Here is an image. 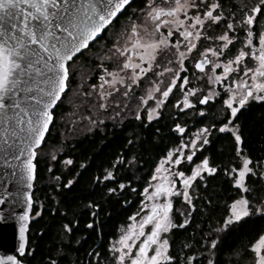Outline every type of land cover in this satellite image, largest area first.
Listing matches in <instances>:
<instances>
[{
	"label": "snow or ice",
	"instance_id": "obj_1",
	"mask_svg": "<svg viewBox=\"0 0 264 264\" xmlns=\"http://www.w3.org/2000/svg\"><path fill=\"white\" fill-rule=\"evenodd\" d=\"M132 3L133 0H0V155L4 166L13 170L9 178L14 179L18 185H24L28 189L33 187V160L37 155L36 149L42 145L51 130L55 108L63 102L64 94L72 83L74 72L70 66L77 56H83L84 52L95 45L104 33L111 30L109 35L104 37L105 41H110L115 34L117 41L123 38L127 46L121 48L117 43L111 46L113 56L126 58L118 71L110 72L105 68L100 75L102 99L105 95V84L115 90L117 83L125 82L120 72L132 70L131 79L135 82L136 78L143 76L151 68L159 67L154 61L173 48L176 49L175 54L179 62V68L176 70V75L179 76L184 68L185 52L180 51L183 41L177 39L173 44L169 38L178 33L179 37L187 40L184 45L186 51L191 52L196 47L194 41L205 34V22L215 24L222 20V14L214 15L212 11L220 7L219 3L206 5V10L201 12L200 8L205 7L204 0H160V3H157V0H140V5L128 13L129 19L117 32L115 21L128 11ZM240 9L241 11L234 12L228 20V31L215 37L228 43L216 49L206 48L204 53H201L204 58L195 64V67L202 71L205 64L216 69L217 63L209 61L205 54L211 53L213 57L226 55L225 50L229 45L240 39V32L244 33L241 49L225 61L223 72L208 77L209 83H216L229 73L241 71L242 78L232 81L233 87L226 88L227 97L223 100V105L228 122L222 124L219 129H198L199 133L212 130L231 132L239 166L225 169V174L232 179L233 187L244 193L228 205V215L214 230L218 238H210V244L204 245L209 256L206 264H240V260H234L233 257H240L248 250L254 255L248 257L247 264H264V233L259 234L250 249L243 252L234 251L231 245L224 244L233 227H238L248 218L264 216V200L254 206L248 198L254 189H249L246 184L249 175L264 178V172H255L250 166L252 161L249 156L242 155V137L239 134V125L234 123L240 111L252 101L264 102V21H260V14H264V0H258L250 9L246 4H241ZM190 11L193 14H190ZM133 16L137 17V20H132ZM164 29L167 31H163ZM230 32L237 35L230 37ZM246 57L253 62V67L247 66ZM164 71L172 70L165 68ZM105 76L111 79L106 80ZM184 81L188 82L187 77H184ZM174 84L175 79L168 85L167 90L161 93L157 107L169 96ZM183 86L182 84L181 87ZM95 87L96 85H93V88ZM195 91L196 89H190L185 94V108L190 106L188 95ZM220 94L210 92L209 95L203 96L199 103L204 105ZM179 103L180 101H177V104ZM99 106L105 107L103 103ZM153 118L150 109L147 120L151 121ZM137 119H140V114H137ZM175 128L181 133L185 131L178 124ZM198 139H201L199 135L192 140V145H196ZM208 143V137L204 136L201 147ZM186 147L188 145L182 141L178 151H183ZM167 155L171 157L172 150H169ZM193 155L194 153L188 155L187 159L191 161ZM168 162L180 165L181 157L177 155ZM64 163L72 164L73 161L68 159ZM216 171L215 167L209 165V158L205 157L199 165L192 168L187 177L182 171L167 176L154 174L151 177L152 183L141 193V212L144 214L140 216L138 223L128 224L118 239L111 243L107 249L111 256L109 264H176V257L170 254L169 240L170 230L175 227L172 217L173 198L182 196L186 204L194 207L188 186L200 177L202 172L211 174ZM5 176L8 177L7 172ZM113 176L112 172H108L104 179H112ZM174 177H179V181ZM72 183V180H68L64 187L67 188ZM177 184L180 187H177ZM119 187L124 188L125 185L122 183ZM108 191L112 192L113 189L109 188ZM22 194L26 198L22 202L30 206L32 199L29 192L23 191ZM12 195L13 193L0 195V204L9 203L5 197ZM88 206L99 209V205L92 202H89ZM96 214L98 213L94 211L93 215ZM15 218L16 213L13 210L0 209V227ZM28 219V208L25 207L23 213L18 216L19 238L16 252L19 253V258L15 254L8 255L6 260L9 264H22L23 257L30 254L25 247L24 235ZM128 219L133 221V216ZM72 223L74 221L63 225L60 248L46 264H60L61 261H64V264H74L69 260V254L77 251L72 247ZM188 223V220L184 221V224ZM184 224L179 227L182 228ZM88 227L92 225L89 224ZM92 259L90 255L89 264ZM188 259L191 261L192 257ZM95 261L100 264V254L96 255Z\"/></svg>",
	"mask_w": 264,
	"mask_h": 264
},
{
	"label": "trees",
	"instance_id": "obj_2",
	"mask_svg": "<svg viewBox=\"0 0 264 264\" xmlns=\"http://www.w3.org/2000/svg\"><path fill=\"white\" fill-rule=\"evenodd\" d=\"M234 123L239 125L242 155H248L252 167L260 173L264 161V102H251L240 111ZM174 124L158 120L147 124L127 121L121 127L111 128L105 125V131L98 129L63 142V155L57 154L53 161L37 154L27 230L26 250L30 254L23 257L22 264H46L60 248V234L69 221H74L70 225L72 247L77 250L69 254V260L74 264H89L91 255V264H96L95 257L100 254V264H106L110 241L136 210L153 167L168 147L179 142ZM52 126L44 143L60 141L58 135L52 133ZM64 157L71 158L73 163L61 168L60 159ZM205 157L217 171L204 173L202 179L194 180V207L174 199L175 227L170 230L169 240L170 254L176 257V264H187L189 257L194 264H206L209 256L204 245L210 244V238H218L214 230L227 216L228 205L244 195L233 187L232 179L225 174V169L239 166L231 132L214 130L209 143L194 159L199 161ZM107 172L114 174L112 179H104ZM57 176H61V180ZM69 179L73 183L65 188ZM122 183L124 188L119 187ZM246 184L254 189L248 196L252 203L264 198V178L249 175ZM109 188L113 191L109 192ZM89 202L98 204L99 209L90 208ZM180 205V211H176ZM94 211L98 214L93 215ZM183 211L185 214L181 215ZM185 220L189 223L184 224ZM89 224L92 227H88ZM181 224H184L182 228ZM262 232L264 216L248 218L231 229L224 244L243 252Z\"/></svg>",
	"mask_w": 264,
	"mask_h": 264
},
{
	"label": "rangeland",
	"instance_id": "obj_3",
	"mask_svg": "<svg viewBox=\"0 0 264 264\" xmlns=\"http://www.w3.org/2000/svg\"><path fill=\"white\" fill-rule=\"evenodd\" d=\"M233 1L235 6L234 10L229 5L225 4H223L221 10H212L214 15L222 14V20L216 22L215 24H209L208 21L205 22V34L198 40L194 41L196 47L193 48L191 52L186 51L184 45L187 44V40H185L184 38L176 36L174 41L170 40L173 44L176 42L177 39L183 41V44L180 47V51L185 52L183 69L187 70L186 63L188 62L190 64H193L194 59L197 56H201V53H204V50L206 48L216 49L219 48L222 44L228 43L227 41L217 40L215 39V37L223 35L225 31H228V20L232 18V14L234 12L241 11V4H246L247 7L250 9L258 2V0ZM157 3H160V0H157ZM212 3H214L213 0L207 1L206 4L204 3L205 7H203L201 12L206 10V5ZM190 14L193 13L190 11ZM131 19L135 21L137 20V17L134 16ZM260 21H264V14H260ZM124 23H126V21H124L122 25ZM122 25L118 27L117 32L121 30ZM163 31L166 32L167 30L164 29ZM229 35L231 37L233 35H237V33L230 32ZM239 37L240 39L238 41H234L231 45H229V48L225 50V52L227 53L226 55H221L220 57H213L211 53L205 54L209 56L211 62L217 63L218 67L216 69L211 68L209 65L208 68H206L205 72L196 73L194 75L189 76L190 78L185 75V77H187V83H185L184 78L181 79L180 82H178V92L175 95L176 98L174 101V113L176 112V110H186L183 104V98L185 94L189 92L190 89H196L195 92L188 95L190 105L194 104L192 102H194L195 98L200 100L203 96L209 95L210 92H222V101L227 97L226 88L233 87L232 81L242 78L241 71L238 70L236 72L229 73L228 76L224 77L221 81L216 83H209L208 77L210 75H220L223 72V65L225 61L233 57L236 52L241 49L243 44L244 33L240 32ZM113 43H117L118 46L121 48L127 46L123 38L117 41L116 35L113 34L111 37L110 45H108L107 43V46L102 41H100L95 45V47L89 48L88 51L84 52L83 56L77 57L70 66L72 71L74 72L72 83L67 89L66 94H64L63 102L60 103L58 106L57 112L55 113V119L52 124V133L57 134L60 141H46L41 147L36 149L38 156L47 157V159L53 161L52 157H56L57 154L60 152V150L62 149L63 142L65 143L66 141H69L73 138L89 133L93 130V128L101 126V124L105 121L123 120L125 118H128L129 116H136V114H138L139 112H144L146 116H148L150 109L152 110L153 117L155 118L157 116V113L162 107V104L157 107V103L160 100V94L164 92L165 89H167L168 85L172 83L173 79L176 80L179 78V76L176 75V70L179 68V62L177 61V57L175 54L176 49L173 48L170 51L165 52L156 61H154V64L159 65V67H153L149 72L145 73L143 76L136 78V80L142 78L140 86L138 85L137 89H135L137 91L136 93L125 92L127 84L133 82L131 79L132 70L129 69L120 72V75L124 77L125 82L123 84L117 83L114 86L115 90H113L112 86H109L107 84L104 85L103 92L105 95L102 99L100 88L101 81L99 80L100 75L103 74L105 68L110 72L118 71L123 59L126 58L112 55L110 49ZM245 60L247 61L248 67H253V62L249 58L246 57ZM233 67L236 66L233 65ZM240 67L242 69L243 65H241ZM165 68L171 69L172 71L166 72L164 71ZM186 70L183 71L186 72ZM157 73H160V75H157ZM105 79H111V77L105 76ZM182 84L184 85L183 87H181ZM93 85H96V87L93 88ZM177 101H180V103L177 104ZM101 103L105 105L104 108H100L99 105ZM223 108H225V106H223ZM222 112L224 113V109ZM227 122L228 121L225 119L223 124ZM183 126L184 125H182V128ZM220 126L221 125L217 126L218 129L220 128ZM202 127L212 129L209 124L202 126L195 125L190 131V133H188L187 135H182L179 142L175 146H173L172 149H170L172 150V156L169 157L167 155V152L156 162L149 178L146 180V183L142 188V192L145 187H148L152 183L151 177L154 174L158 176H167L170 173L174 174L176 171L184 172L185 177L191 174L192 168L199 165L203 159L199 161H194L188 170H180L177 164H169L168 161L173 159L177 155L181 156L183 160L186 159V161H189L187 159V156L193 154V152L201 146L203 137H208L211 132L209 131L206 133H199L198 129ZM198 135L201 139L197 140L196 145H192V140ZM182 141L184 144L188 145V147L184 148L183 151H178V149L181 148ZM157 166H159L158 172ZM250 166L252 167V165ZM253 169L256 172V169L254 167ZM259 170L260 173L264 172V161L261 163V168H259ZM203 174L204 172L201 173V176ZM174 178L179 181V177ZM52 179H55V177ZM194 180L188 186L189 195L191 199L193 196ZM177 187H180V185L177 184ZM142 199L143 196L141 195L136 210L129 215L133 216V221H129V219H127L123 224L120 225L117 234L113 239H111L109 247L113 241L118 239L119 235L122 233V230L126 228L128 224L133 222H139L140 216L144 214L143 212H141L142 206L140 202ZM174 199H178L186 205V202L184 201L182 196L179 198H173V202ZM260 201L258 203L252 204L255 206L259 204ZM180 209L181 205L177 208V210L180 211ZM184 209H187V206H184ZM183 214H185L184 211ZM173 223L175 224L174 218ZM253 255L254 253L250 251V255L248 257ZM110 259L111 256L109 257V261ZM109 261H107L106 264H109ZM247 261L248 259L244 258L242 261H240V264H247ZM187 264L194 263L192 262V260H188Z\"/></svg>",
	"mask_w": 264,
	"mask_h": 264
},
{
	"label": "flooded vegetation",
	"instance_id": "obj_4",
	"mask_svg": "<svg viewBox=\"0 0 264 264\" xmlns=\"http://www.w3.org/2000/svg\"><path fill=\"white\" fill-rule=\"evenodd\" d=\"M207 1H212V0H204V3L206 4ZM213 2L220 4V7L219 8L214 9L215 11L221 10L222 7H223V4L229 5L234 10V1L233 0H213ZM138 5H140V0H133V3L131 5V7L128 9V11L127 12H124L122 15H120L119 18L115 21L116 30L118 29V27H120L122 25V23L124 21H127L129 19L128 13L131 12L132 9L137 8ZM202 9H203V7L200 8V11ZM110 32H111V30H109V32L104 33V35L101 36L96 41L95 45L97 43H99L100 41H102L106 45H107V43H108V45H110L111 40L110 41H105V39H104V37L105 36H108ZM176 36H179L178 33H175L174 36L173 37H170L169 39L172 40V41H174V39H175ZM95 45H92L90 48L95 47ZM205 56L210 61L209 56H207V55H205ZM77 57H79V56H77ZM203 58L204 57H202V56H197L194 59L193 64H190L188 62L186 63L187 70L186 69H183V70H186V72H184L183 70H181V75H183V76L179 75V78L176 79V84L173 85L172 90L169 92V96L167 98H165L164 99V102L162 103V107H161L160 111L158 112L159 115H157L155 118H153V120L148 121L146 114L144 112H139L138 114H140V119H137V114H136V116H129L128 118H125V119L119 120V121H112V120L105 121L104 123L101 124V126L93 128V130L91 132H89V133H92V132H94L95 130H98V129L99 130L102 129L103 131H105L104 130L105 125H108V128H111L113 126L121 127L124 123H127V121H129L130 123H141V122H145V124H147V123H150V122H156L158 120H163V121L168 122V123L169 122L175 123L174 126H173V129L174 130H176L175 126L177 124L180 125V127H182V125H184L183 128L185 129V131L183 133H181V132H179V131L176 130V134L179 136V140L181 139L182 135H187L188 133H190V131L192 130V128L195 125L202 126V125L209 124L212 127V129H218L217 126L218 125H222L223 122L226 119L225 118V114L222 112L223 109H225V108H223L224 105H223V101H222V97H223V93L222 92H220L221 94L219 96H217L215 99L207 101L206 104H204V105H201L199 103V99H196L195 98L194 99V102H192L194 104H192L189 107H187L186 110L185 109L183 111L182 110L181 111L176 110V112L174 113V109H175L174 101H175V98H176L175 95L178 92V82H180L181 79H183L185 77V75L187 77H189V76L194 75V74L199 73V72L200 73L201 72H205L206 71V68H208L209 64H206L204 66V70L203 71L201 69H197L195 67L196 62L198 60L203 59ZM185 61H187V60H185ZM141 82H142V78H139L138 80H136V82H130V83H128L125 92H127V93H136L137 91L135 89H137L138 85L140 86V83ZM165 90H167V89H165ZM159 98L161 99V94H160ZM252 102H256V101H252ZM202 112H203V114H202ZM213 131L214 130H212L210 132V134ZM131 133L132 132L130 131L129 134H131ZM86 134H88V133H86ZM210 134H209V136H210ZM83 135H85V134H83ZM209 136H208V139H209ZM175 145H173V146H175ZM173 146L168 147V149L166 150L165 154L167 152H169V150L172 149ZM204 146L205 145H203V147ZM63 147H64V145L62 144V149L58 153L59 156H62L63 155V151H64L63 150ZM203 147L200 146L199 148H197L193 152L194 155H193L192 161H186V159L183 160L181 158V164L180 165H177V166H179V169L180 170H188L191 167L192 163L195 161L194 158L198 155L199 152L202 151ZM68 159L72 160L71 158H68V157H64V158H61L60 159V166H61V168L62 167L64 168V167H66V166L69 165V164L64 163V161L65 160H68ZM116 164H117L116 162L113 164V166H112L113 169L116 167ZM209 165H210V163H209ZM57 178H59L58 180H61L62 177L61 176H57ZM69 180H72V179H69ZM262 199L264 200V198H262ZM172 217L174 218V214L173 213H172ZM174 221H175V219H174ZM262 233H264V232H262ZM255 240L252 243H254ZM252 243H250L246 248L247 249H250V245ZM249 255H250V250H248L247 252H245L244 255H242V256H240L238 258H239L240 261H242L244 258H247L248 259V256Z\"/></svg>",
	"mask_w": 264,
	"mask_h": 264
},
{
	"label": "water",
	"instance_id": "obj_5",
	"mask_svg": "<svg viewBox=\"0 0 264 264\" xmlns=\"http://www.w3.org/2000/svg\"><path fill=\"white\" fill-rule=\"evenodd\" d=\"M43 144L44 141L42 142V145ZM12 171L13 170L6 168L4 166L2 155H0V195H4L5 193H13L11 197H7V196L5 197V199L10 202L0 204V209H11L16 213L15 219L7 221L3 227H0V264H9V262L6 260V257L8 255L15 254L17 258H19V253L16 252V249L18 248V238H19L18 216L23 213L25 207L28 208V213H29V219L27 221L26 229L24 233L25 247L27 246V230H28L30 214L32 209V204L29 206L26 203L22 202L26 199L23 197L22 193L23 191H28L32 199L33 187L31 189H28L24 185H18L14 179L9 178L12 176ZM6 172L8 173V177L5 176ZM18 188L20 189V191H17ZM4 214L7 215L10 213H4Z\"/></svg>",
	"mask_w": 264,
	"mask_h": 264
}]
</instances>
